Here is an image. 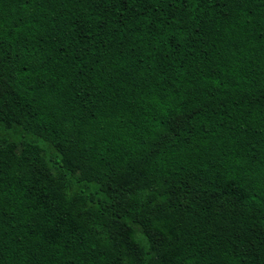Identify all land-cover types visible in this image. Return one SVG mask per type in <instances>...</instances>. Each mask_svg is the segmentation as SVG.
Segmentation results:
<instances>
[{"label":"trees","instance_id":"1","mask_svg":"<svg viewBox=\"0 0 264 264\" xmlns=\"http://www.w3.org/2000/svg\"><path fill=\"white\" fill-rule=\"evenodd\" d=\"M0 264H264V0H0Z\"/></svg>","mask_w":264,"mask_h":264},{"label":"rangeland","instance_id":"2","mask_svg":"<svg viewBox=\"0 0 264 264\" xmlns=\"http://www.w3.org/2000/svg\"><path fill=\"white\" fill-rule=\"evenodd\" d=\"M13 133V134H12ZM12 133H8V136H10V138L14 137V135L16 136L17 134H19L17 131L12 132Z\"/></svg>","mask_w":264,"mask_h":264}]
</instances>
